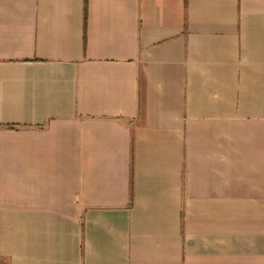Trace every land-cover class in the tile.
<instances>
[{"label": "crops", "instance_id": "0c3cea01", "mask_svg": "<svg viewBox=\"0 0 264 264\" xmlns=\"http://www.w3.org/2000/svg\"><path fill=\"white\" fill-rule=\"evenodd\" d=\"M0 264H264V0H0Z\"/></svg>", "mask_w": 264, "mask_h": 264}, {"label": "trees", "instance_id": "16d2710c", "mask_svg": "<svg viewBox=\"0 0 264 264\" xmlns=\"http://www.w3.org/2000/svg\"><path fill=\"white\" fill-rule=\"evenodd\" d=\"M132 198H133V194H132Z\"/></svg>", "mask_w": 264, "mask_h": 264}]
</instances>
